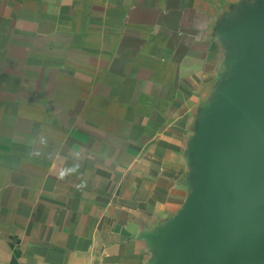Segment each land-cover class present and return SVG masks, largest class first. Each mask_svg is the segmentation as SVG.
I'll return each instance as SVG.
<instances>
[{
  "label": "crops",
  "instance_id": "0c3cea01",
  "mask_svg": "<svg viewBox=\"0 0 264 264\" xmlns=\"http://www.w3.org/2000/svg\"><path fill=\"white\" fill-rule=\"evenodd\" d=\"M0 264H264V0H0Z\"/></svg>",
  "mask_w": 264,
  "mask_h": 264
},
{
  "label": "clouds",
  "instance_id": "9594fccd",
  "mask_svg": "<svg viewBox=\"0 0 264 264\" xmlns=\"http://www.w3.org/2000/svg\"><path fill=\"white\" fill-rule=\"evenodd\" d=\"M62 178V177H61Z\"/></svg>",
  "mask_w": 264,
  "mask_h": 264
}]
</instances>
